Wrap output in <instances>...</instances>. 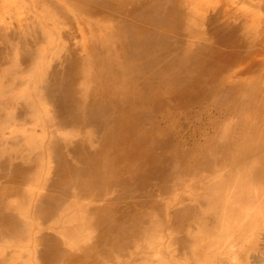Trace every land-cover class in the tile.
Returning <instances> with one entry per match:
<instances>
[{
	"label": "bare ground",
	"instance_id": "bare-ground-1",
	"mask_svg": "<svg viewBox=\"0 0 264 264\" xmlns=\"http://www.w3.org/2000/svg\"><path fill=\"white\" fill-rule=\"evenodd\" d=\"M0 65V264H264V0H0Z\"/></svg>",
	"mask_w": 264,
	"mask_h": 264
},
{
	"label": "rangeland",
	"instance_id": "rangeland-1",
	"mask_svg": "<svg viewBox=\"0 0 264 264\" xmlns=\"http://www.w3.org/2000/svg\"><path fill=\"white\" fill-rule=\"evenodd\" d=\"M257 1H259V0H257ZM8 63H17L15 60L14 61H11L10 59H9V61H8ZM7 63V64H8ZM1 67V69H5V68H7V66H2V65H0ZM10 67V66H9ZM9 67L7 68V69H9ZM13 67V66H12ZM4 109V108H3ZM7 110H9V111H11V109H7Z\"/></svg>",
	"mask_w": 264,
	"mask_h": 264
}]
</instances>
